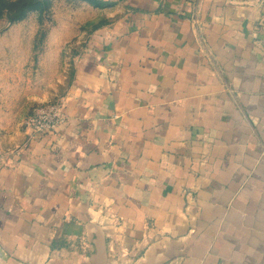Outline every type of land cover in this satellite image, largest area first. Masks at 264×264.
Listing matches in <instances>:
<instances>
[{
	"label": "crops",
	"instance_id": "0c3cea01",
	"mask_svg": "<svg viewBox=\"0 0 264 264\" xmlns=\"http://www.w3.org/2000/svg\"><path fill=\"white\" fill-rule=\"evenodd\" d=\"M122 1L0 162V264H264V0Z\"/></svg>",
	"mask_w": 264,
	"mask_h": 264
},
{
	"label": "rangeland",
	"instance_id": "374dc122",
	"mask_svg": "<svg viewBox=\"0 0 264 264\" xmlns=\"http://www.w3.org/2000/svg\"><path fill=\"white\" fill-rule=\"evenodd\" d=\"M39 1L15 19L17 0H0V162L26 141L27 116L62 100L91 34L125 10L122 0Z\"/></svg>",
	"mask_w": 264,
	"mask_h": 264
},
{
	"label": "built area",
	"instance_id": "2783aa9c",
	"mask_svg": "<svg viewBox=\"0 0 264 264\" xmlns=\"http://www.w3.org/2000/svg\"><path fill=\"white\" fill-rule=\"evenodd\" d=\"M62 108L61 101H49L37 106L23 123L27 139L55 135L58 126L64 119Z\"/></svg>",
	"mask_w": 264,
	"mask_h": 264
},
{
	"label": "trees",
	"instance_id": "16d2710c",
	"mask_svg": "<svg viewBox=\"0 0 264 264\" xmlns=\"http://www.w3.org/2000/svg\"><path fill=\"white\" fill-rule=\"evenodd\" d=\"M39 2V0H17L18 11L16 15H14V18H22L27 11L35 9V6H37Z\"/></svg>",
	"mask_w": 264,
	"mask_h": 264
}]
</instances>
